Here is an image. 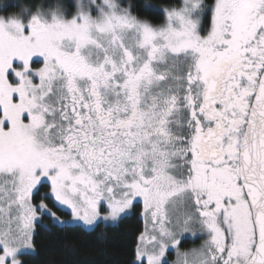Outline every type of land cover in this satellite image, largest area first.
<instances>
[{
	"label": "snow or ice",
	"instance_id": "obj_1",
	"mask_svg": "<svg viewBox=\"0 0 264 264\" xmlns=\"http://www.w3.org/2000/svg\"><path fill=\"white\" fill-rule=\"evenodd\" d=\"M137 206L129 264H264V0L0 3V264Z\"/></svg>",
	"mask_w": 264,
	"mask_h": 264
},
{
	"label": "trees",
	"instance_id": "obj_2",
	"mask_svg": "<svg viewBox=\"0 0 264 264\" xmlns=\"http://www.w3.org/2000/svg\"><path fill=\"white\" fill-rule=\"evenodd\" d=\"M9 0H0V3ZM140 8L145 0H134ZM152 4H162L164 0H148ZM144 15H152L145 12ZM43 190V189H42ZM51 204V201H49ZM64 214V213H63ZM142 228L139 216V206L133 214L128 215L115 225L96 229L97 233L103 231L104 239L97 241L93 237L79 231L60 232L54 228L50 233L44 229L37 236L38 251L21 257L27 264H129L133 258V244ZM65 243L75 248V253L66 251ZM186 242L183 246L190 247ZM198 243V241L196 242ZM171 258V257H170Z\"/></svg>",
	"mask_w": 264,
	"mask_h": 264
},
{
	"label": "rangeland",
	"instance_id": "obj_3",
	"mask_svg": "<svg viewBox=\"0 0 264 264\" xmlns=\"http://www.w3.org/2000/svg\"><path fill=\"white\" fill-rule=\"evenodd\" d=\"M68 3L69 4H71L72 3V0H68ZM45 191H47V189L45 188V189H41V193H43V192H45ZM62 216H64L65 214H63V213H60ZM191 242V241H190ZM198 243H199V241H198ZM198 243H196V244H198ZM189 246L190 247H193V246H196L195 244H193L192 242L189 244Z\"/></svg>",
	"mask_w": 264,
	"mask_h": 264
},
{
	"label": "flooded vegetation",
	"instance_id": "obj_4",
	"mask_svg": "<svg viewBox=\"0 0 264 264\" xmlns=\"http://www.w3.org/2000/svg\"><path fill=\"white\" fill-rule=\"evenodd\" d=\"M189 241H190V240H189ZM189 241H186V242H188V243H189ZM186 242H185V243H186ZM188 243H187V244H188Z\"/></svg>",
	"mask_w": 264,
	"mask_h": 264
}]
</instances>
